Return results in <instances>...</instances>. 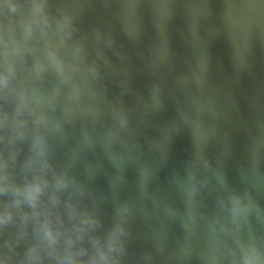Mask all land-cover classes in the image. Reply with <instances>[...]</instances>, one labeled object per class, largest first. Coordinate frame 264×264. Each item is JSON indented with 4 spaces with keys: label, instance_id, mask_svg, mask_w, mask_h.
Returning <instances> with one entry per match:
<instances>
[{
    "label": "water",
    "instance_id": "water-1",
    "mask_svg": "<svg viewBox=\"0 0 264 264\" xmlns=\"http://www.w3.org/2000/svg\"><path fill=\"white\" fill-rule=\"evenodd\" d=\"M234 209L242 264H264V0H176Z\"/></svg>",
    "mask_w": 264,
    "mask_h": 264
},
{
    "label": "clouds",
    "instance_id": "clouds-1",
    "mask_svg": "<svg viewBox=\"0 0 264 264\" xmlns=\"http://www.w3.org/2000/svg\"><path fill=\"white\" fill-rule=\"evenodd\" d=\"M41 154H43V150H41ZM45 166L47 165L45 164ZM10 179L11 178L7 172H5L3 175H0V191L6 193L11 188V190L14 191L17 197V199L14 202L17 207H19L20 204L24 201H26L32 206H35L47 184L46 180H41L40 178H37L34 182L28 184L26 187H19V186H12L10 183ZM65 185H66V181L64 179L61 178L57 181L58 187H63ZM234 205H235L233 209L234 212L239 213L243 211L240 197L234 198ZM12 218H13V213L11 211L10 206L6 207L3 212H0V223H8L12 220ZM85 223H95V221L89 220V221H85ZM44 232L46 239L51 244H55L58 238V233L54 232L51 226L47 222H45L44 224ZM82 238L83 237L81 236V239ZM93 239L97 251L90 259L77 260L76 255H72V254H69L64 259H66L69 262V264H109L110 258L108 252L104 251L103 249L101 239L99 237H94ZM114 239L115 238L112 237L109 240L110 249L115 246ZM68 243L69 246L71 247L74 241L70 238ZM32 252L35 253V249H33ZM86 252L87 249H81L78 255H84ZM246 264H253V256L251 254L246 257Z\"/></svg>",
    "mask_w": 264,
    "mask_h": 264
}]
</instances>
